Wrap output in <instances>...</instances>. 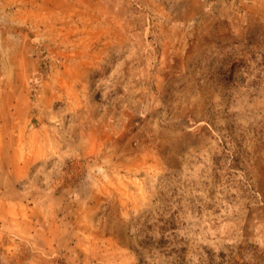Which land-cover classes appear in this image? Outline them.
Wrapping results in <instances>:
<instances>
[{"label":"rangeland","instance_id":"rangeland-1","mask_svg":"<svg viewBox=\"0 0 264 264\" xmlns=\"http://www.w3.org/2000/svg\"><path fill=\"white\" fill-rule=\"evenodd\" d=\"M0 264H264V0H0Z\"/></svg>","mask_w":264,"mask_h":264},{"label":"crops","instance_id":"crops-1","mask_svg":"<svg viewBox=\"0 0 264 264\" xmlns=\"http://www.w3.org/2000/svg\"><path fill=\"white\" fill-rule=\"evenodd\" d=\"M32 208H34V206L32 207ZM26 209V212H25V216H27V220L29 221V215H28V213L30 212V214H31V211H33V210H31L30 211V209H28V207H26L25 208ZM31 216V215H30ZM21 223H23V222H21ZM27 223V222H26ZM28 224V223H27ZM20 233H22V230H20ZM28 237V236H27ZM24 240H26L28 243H29V239L28 238H24ZM30 244V243H29Z\"/></svg>","mask_w":264,"mask_h":264}]
</instances>
